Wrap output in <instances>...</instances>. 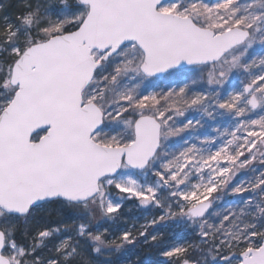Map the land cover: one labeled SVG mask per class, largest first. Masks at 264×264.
I'll return each mask as SVG.
<instances>
[{"label": "snow or ice", "instance_id": "6c2138e0", "mask_svg": "<svg viewBox=\"0 0 264 264\" xmlns=\"http://www.w3.org/2000/svg\"><path fill=\"white\" fill-rule=\"evenodd\" d=\"M137 247L264 264V0H0V264Z\"/></svg>", "mask_w": 264, "mask_h": 264}, {"label": "rangeland", "instance_id": "374dc122", "mask_svg": "<svg viewBox=\"0 0 264 264\" xmlns=\"http://www.w3.org/2000/svg\"><path fill=\"white\" fill-rule=\"evenodd\" d=\"M144 250L145 253H142V249H140L139 247L131 248L130 252L127 255H121L119 257V264H135L137 257L145 261V264H152L153 261L161 259L153 252H150L146 249Z\"/></svg>", "mask_w": 264, "mask_h": 264}, {"label": "trees", "instance_id": "16d2710c", "mask_svg": "<svg viewBox=\"0 0 264 264\" xmlns=\"http://www.w3.org/2000/svg\"><path fill=\"white\" fill-rule=\"evenodd\" d=\"M142 253L144 252L145 253V250L144 249H142V251H141Z\"/></svg>", "mask_w": 264, "mask_h": 264}]
</instances>
